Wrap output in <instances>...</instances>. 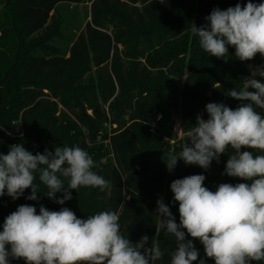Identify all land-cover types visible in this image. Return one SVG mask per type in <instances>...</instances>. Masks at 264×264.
I'll use <instances>...</instances> for the list:
<instances>
[{"label": "trees", "instance_id": "1", "mask_svg": "<svg viewBox=\"0 0 264 264\" xmlns=\"http://www.w3.org/2000/svg\"><path fill=\"white\" fill-rule=\"evenodd\" d=\"M247 2L0 0V153L7 154L13 144L34 155L79 146L93 158V171L111 183L105 191L69 190L72 199L61 205L47 197L37 173V200L26 199L31 188L15 200L7 193L0 197V231L4 219L24 204L37 214L41 205L50 211L67 207L81 219L111 210L118 212L125 237L135 243L147 235L146 247L155 242L161 248L164 256L154 264H170L175 239L158 227L156 209L163 198L179 223L171 182L202 174L211 191L221 183L246 182L224 174L234 152L230 146L207 170L178 160L170 172L166 162L179 155L197 116L208 118V103L232 109L248 103L228 96L229 90L243 88L244 79L264 67V57L242 62L229 47L228 58L218 59L203 51L192 32L193 24L207 23L213 9ZM79 6L81 15L68 10ZM172 113L180 116L183 136L169 152L161 138L170 137ZM158 116L155 133L149 132ZM16 125L22 139L14 136ZM62 196L56 193L57 199ZM193 243L199 251L194 264H214L199 240ZM10 264L26 262L10 258Z\"/></svg>", "mask_w": 264, "mask_h": 264}, {"label": "clouds", "instance_id": "2", "mask_svg": "<svg viewBox=\"0 0 264 264\" xmlns=\"http://www.w3.org/2000/svg\"><path fill=\"white\" fill-rule=\"evenodd\" d=\"M205 19L206 24L192 27L205 53L227 59L232 47L242 62L257 54L264 57V2L248 0L243 6L237 3L226 10L215 8ZM256 75L264 77V67L257 66L244 79L243 88L235 87L228 93L248 103L235 109L224 103H208V118L197 116L179 155L166 162L170 172L178 160L207 170L230 146L234 152L224 174L246 181L221 183L215 191L204 186L206 177L202 174L171 182L179 205V223L163 198L157 200L156 209L158 227L175 239L170 264L198 261L193 240H199L214 264L264 262V113L257 110H264V82L255 79ZM95 167L91 155L79 146L55 147L54 152L45 149L34 155L22 144H13L7 154L0 153V197L7 193L15 200L31 188L26 199L37 200V173L47 197L61 205L72 199L69 190L110 189L111 183L93 171ZM58 192L63 193L62 198H56ZM148 240L147 235L135 243L125 237L116 211L81 219L67 207L50 211L41 205L37 214L34 206L24 204L3 221L0 264H10V258L23 259L26 264H154L164 252L155 242L146 247ZM199 264L205 261L199 260Z\"/></svg>", "mask_w": 264, "mask_h": 264}, {"label": "rangeland", "instance_id": "3", "mask_svg": "<svg viewBox=\"0 0 264 264\" xmlns=\"http://www.w3.org/2000/svg\"><path fill=\"white\" fill-rule=\"evenodd\" d=\"M72 8V9H71ZM68 8L72 13L75 10L78 14H82L83 12V6L79 7H71ZM252 74V72H251ZM161 120V116H158L157 119L153 124L148 125L149 132H154V125L158 123V121ZM170 123H171V129H170V137H164L161 138V143L165 146L168 147V151L172 152L174 150L175 145L177 144L178 141L182 139V132L180 128V116L177 113H172L170 117ZM15 137L18 139H22L24 137L23 130L21 129L20 126L16 125V132L14 133Z\"/></svg>", "mask_w": 264, "mask_h": 264}]
</instances>
